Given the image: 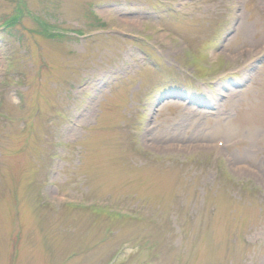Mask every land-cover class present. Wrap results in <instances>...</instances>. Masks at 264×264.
<instances>
[{
  "label": "rangeland",
  "instance_id": "1",
  "mask_svg": "<svg viewBox=\"0 0 264 264\" xmlns=\"http://www.w3.org/2000/svg\"><path fill=\"white\" fill-rule=\"evenodd\" d=\"M0 264H264V0H0Z\"/></svg>",
  "mask_w": 264,
  "mask_h": 264
},
{
  "label": "trees",
  "instance_id": "2",
  "mask_svg": "<svg viewBox=\"0 0 264 264\" xmlns=\"http://www.w3.org/2000/svg\"><path fill=\"white\" fill-rule=\"evenodd\" d=\"M17 17H18V16H16L15 18L13 17V18L10 20L11 22H8V23L5 24V27H10V26L13 24V22H14L15 20H17Z\"/></svg>",
  "mask_w": 264,
  "mask_h": 264
},
{
  "label": "clouds",
  "instance_id": "3",
  "mask_svg": "<svg viewBox=\"0 0 264 264\" xmlns=\"http://www.w3.org/2000/svg\"><path fill=\"white\" fill-rule=\"evenodd\" d=\"M222 62H223V58H222V57H219V58L217 59V61H216L217 64L222 63Z\"/></svg>",
  "mask_w": 264,
  "mask_h": 264
}]
</instances>
